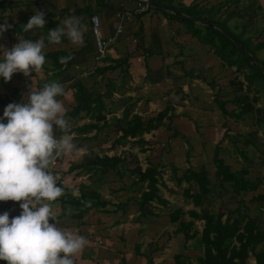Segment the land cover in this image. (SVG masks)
Instances as JSON below:
<instances>
[{
	"label": "rangeland",
	"instance_id": "obj_1",
	"mask_svg": "<svg viewBox=\"0 0 264 264\" xmlns=\"http://www.w3.org/2000/svg\"><path fill=\"white\" fill-rule=\"evenodd\" d=\"M224 3L227 5L223 11L234 13L228 27L235 33L244 29L254 43L264 41V0H227ZM5 6L7 11L4 14L0 12V22L11 26L18 24L23 32L17 34L11 30V27L7 28L4 33L0 34V46L11 49L16 40L31 39L34 41L43 37L42 33H38L39 28H33L27 32L23 30V24L27 23L28 18L33 14L34 5L22 0H10L5 3ZM137 8L139 10V7ZM167 17L166 19L169 18ZM162 23L163 21H160L159 25ZM170 23L172 25L168 30L158 32L157 29L151 28L154 31L152 30L144 37L146 39L148 36V39L155 40V34H157L163 49L161 53L155 48L153 53L144 49L142 37L127 39L128 65L126 63L122 65L123 69L127 68L125 69L127 71V97L124 99L108 97L109 94L112 96L114 89L111 85H105L104 77L107 75L103 78L94 75V68L101 65L92 55L74 58L75 62L80 59L87 63L86 67L74 69L67 76L60 78L52 77V68L48 62L45 71L39 70L31 73L30 78H25L21 73H15L8 82L0 79V115L7 104L20 102L30 89L39 90L45 83L53 81L61 84L63 88L62 95L57 97L64 107L63 115L74 106L72 91L69 89L74 81L83 82L91 97L102 94L106 103L109 111L106 116L108 126L96 136H94L95 131L77 130L89 122L83 116L77 119L66 117V130H54V135L57 137L65 133L70 134L74 149L71 155L56 158L54 165L49 169L56 177V182L60 180L58 185L62 188V194L50 204L51 210L53 214H57L62 209L66 211L68 216L57 222L61 230L77 234L78 232L74 229L78 228L77 230L82 233L81 236L85 234L83 237L86 242L89 236L85 233L86 231L94 238H90L83 249L72 256L74 264L96 263L93 251H98L100 255L105 254V250L100 248L108 243L109 239L117 245L120 244L121 247L117 252L118 249L114 247V244L111 245L112 249L109 252L113 255L115 263L120 257L123 259L126 255L127 264L129 259L134 257L139 259L140 256L147 261L151 260L153 264H173L172 258L178 253L194 261L202 253L197 240L187 242L184 247V238L175 232L177 226L170 224L167 219L168 213L177 208L184 212L194 210L200 216L207 213L216 216L218 213L226 214L240 210L245 216L254 218L260 227H264V204L254 201L256 196L264 195V185H260L255 192L234 196L228 185H219V181L214 177L212 164L213 150L220 143L218 145L220 158L230 166L233 172L246 169V179L252 183L260 181L264 174V126L257 119L254 110L241 120H234L224 117L213 100L217 95L224 102L225 109L229 113L236 111L237 106L232 102L234 92L230 87V82L243 83V78L235 73L233 67L223 66L209 47L200 46L190 35H187L182 25L171 21ZM233 26L238 28L235 29ZM87 36H91L90 31L87 32ZM62 48L65 46L50 44L45 45L43 51L44 53L55 52ZM129 50L131 54L128 53ZM149 54L160 58L146 60ZM257 56L264 60V50L258 52ZM113 73H108V75L112 76ZM258 89V102L253 104V109L261 111L264 110V86H259ZM236 95L243 98L245 92L243 90L237 92ZM248 96L251 99L252 93ZM112 98L117 100H112ZM167 104L173 109L174 117L171 127L179 134L178 136H172L173 131L168 130V121L165 120L162 127L143 135L144 144L142 146L132 147L130 141L117 140L123 135L125 123L132 115H139L143 120H147L155 117ZM224 135H228L234 144L228 138H223ZM141 148L145 152H141ZM77 149H83V151L78 152ZM127 154L135 156L142 170L148 166H156L163 173L162 178L166 188H160V196L168 201L169 205L165 208L158 207L159 216L157 218H138L137 205L145 183L136 175L131 176L126 173L118 177L109 173L101 177L85 172V169H90L91 162L96 156L122 155L127 160ZM70 165H80L83 170L68 173ZM133 166L135 163L128 162L124 164L123 169H130ZM172 167L176 169L178 178L185 175L189 169L194 172L205 171L208 174L211 193L203 199L200 207L194 208L190 200L183 198L182 193L187 185L183 183L176 186L171 180ZM80 185L85 187L86 194L99 193L103 200L114 205L126 204L125 213H113L111 211L114 208L107 207L110 214L98 211L95 214L92 207L93 210L86 217L84 216L85 221L93 226L97 221L100 224L99 227L102 226V228L95 231L83 229L82 226L85 223L70 218L71 208L66 205L63 207L58 202L62 196H65V199L78 197ZM190 190L191 192L196 191L195 185H192ZM18 203L0 202V212L8 211L11 219L20 212ZM87 203L94 205L91 200H87ZM184 221L193 230L201 231L202 222L193 221L188 215H184ZM113 233L120 234V236L116 237ZM102 237L105 239H101ZM135 244L139 248L134 252L133 245ZM158 251H161L159 256L156 255ZM110 253L102 256L109 261ZM0 264H5V262L0 261ZM248 264H254L251 258Z\"/></svg>",
	"mask_w": 264,
	"mask_h": 264
},
{
	"label": "trees",
	"instance_id": "obj_2",
	"mask_svg": "<svg viewBox=\"0 0 264 264\" xmlns=\"http://www.w3.org/2000/svg\"><path fill=\"white\" fill-rule=\"evenodd\" d=\"M8 1L10 0H0V12L2 14L7 11L5 3ZM153 2L175 10L186 18L150 7L147 8V11L153 10L167 14L169 21L182 25L186 34L190 35L200 46L209 47L213 51L214 56L222 62L223 66L227 68L233 67L235 73L242 76L243 83L235 84V81L230 82V87L233 88L234 92L232 102L237 106L236 111L229 113L225 109L224 102L217 95L214 97L213 100L221 114L226 118L241 120L245 115L254 110L257 119L264 126V110L253 109V104L258 102V87L264 86V74L261 70V68L264 70V60L257 56L258 52L264 50V41L254 43L244 29H240L238 33H235V31L228 27V23L233 19L234 13L223 11V8L226 9L225 5L227 3L203 7L195 4L188 6L175 5L174 0H155ZM100 11H103V7H100ZM61 12L63 14H70L68 9H63ZM80 13H89V8L74 9L71 14ZM144 14L135 16L136 20L140 22L138 31L134 34L135 36H138L142 31L141 17ZM47 16L50 20L40 30L43 33V37H45L44 44L50 45L46 39L47 33L49 29L59 26L57 18L60 19L62 16L54 13H48ZM196 20H202L212 26L197 24ZM233 28L236 29L238 27L233 26ZM11 30L17 34L23 32L18 24L12 25ZM89 37L90 39H85V46L81 48V53L89 51L90 41H92L95 56V45L91 36ZM61 42H64V37L61 38ZM44 54L45 62L40 70L45 71L46 64L49 62L53 78L67 76L74 70L72 69V53L55 51ZM146 57L147 60L152 57V54ZM61 58H64L63 61ZM109 61L113 65L95 67L93 70L94 75L103 78L107 73H113L118 70H120V74H124L125 71L121 70V65L125 63L128 65V57L127 59ZM109 84L110 80L105 78V85L109 86ZM69 89L72 91L74 106L68 113L64 114V118L77 119L83 116L89 122L77 128V130L81 132L95 131L94 136L102 129L107 128L106 116L109 111L102 94L99 93L95 97H91L87 92L86 86L80 80L74 81ZM243 90L245 92L243 98L236 95L237 92ZM249 93H252L251 99L248 96ZM108 97L112 96L109 95ZM172 111V107L167 104L155 117L147 120H143L139 115H132L125 123L123 135L118 137L117 140L120 142L130 141L132 147L142 146L144 144L143 135L150 134L162 127L165 120L168 121V130L173 131L172 136H178L179 134L171 127V121L174 117ZM224 137L234 144L228 135H224ZM219 144L213 150L212 164L214 167V177L219 181L220 186L226 184L234 196H240L241 193L255 192L260 185H264V174L260 181L252 183L246 179V169L240 172H233L230 166L226 165L223 159L220 158ZM246 144L250 143L246 142ZM140 151L145 152L143 148ZM128 162L135 163V166L130 169H123L124 164H128ZM91 164L90 169H85V172H89L91 175L97 174L104 177L111 173L122 177L123 174L128 173L131 176L136 175V177L145 183L144 191L141 192L137 205L138 218H157L159 216L158 207L165 208L169 205L168 201L160 196V188H166V184L162 178V171L158 170L156 166H148L142 170L137 164L135 156L131 154H127V160L122 155L111 157L108 155L96 156ZM75 170L81 171L83 169L80 165H70L67 172L71 173ZM171 180L177 187L183 183L187 185V188L183 190L182 196L184 199L190 200L194 208L200 207L203 199L211 193V182L205 171L194 172L189 169L185 175L178 178L176 176V169L172 167ZM59 183L60 180L57 181V184ZM192 185L196 187V191L194 192L190 190ZM84 191L85 187L80 185L78 187V197H68L69 199H65L66 197L62 196L59 198L58 202L63 207L65 205L69 206L74 211L70 215V218L81 220L93 208L94 211L103 214H110V211L106 209L107 207H113L114 210L111 211L113 213H125L126 204L114 205L109 201L103 200L99 193L86 194ZM87 200L93 201L94 205L92 206L87 203ZM254 201L264 204V195L256 196ZM240 205H242L241 201ZM184 215H188L193 221L202 222L201 231L193 230L187 225L184 221ZM67 216L66 211L62 209L61 213L55 217L56 222ZM167 219L170 224L177 226L175 232L181 234L184 238V247H186L187 242L197 240L196 242L202 250L201 255L196 257L194 261L182 253L175 254L172 258L173 264H248L250 258L254 264H264V227H260L254 218L245 216L240 210L227 212L226 214L218 213L216 216L210 213L200 216L194 210L184 212L182 209L177 208L168 213ZM138 248V245H135L134 250L136 251ZM122 262L124 264V261ZM149 264H153L151 260H149Z\"/></svg>",
	"mask_w": 264,
	"mask_h": 264
},
{
	"label": "clouds",
	"instance_id": "obj_3",
	"mask_svg": "<svg viewBox=\"0 0 264 264\" xmlns=\"http://www.w3.org/2000/svg\"><path fill=\"white\" fill-rule=\"evenodd\" d=\"M44 24V12L34 8L23 30ZM10 27L0 22V34ZM82 31L79 18L68 16L61 26L49 29L46 39L59 44L66 37L80 45ZM44 41L21 39L11 49L0 46V79L8 82L15 73L30 78L38 72L45 62ZM62 93L61 84L45 83L39 90L30 89L20 102L7 104L0 115V202H19L20 209L11 219L8 211L0 212V261L5 264H74L72 256L87 243L83 236L61 230L50 207L62 188L49 169L74 149L70 134L54 135V130L67 128L57 99Z\"/></svg>",
	"mask_w": 264,
	"mask_h": 264
},
{
	"label": "crops",
	"instance_id": "obj_4",
	"mask_svg": "<svg viewBox=\"0 0 264 264\" xmlns=\"http://www.w3.org/2000/svg\"><path fill=\"white\" fill-rule=\"evenodd\" d=\"M22 1H25L29 3L30 5H34L35 7H32L33 9L35 8V9L43 11L45 15V24L48 23V21L50 20V18L47 16L48 13H54L56 15L62 16L60 19L57 18L59 21V26H61V21L67 18L68 16H75L79 18L80 24L83 26L82 43L80 45H73L70 43V41L66 37H64V42L59 43L60 46L62 47L65 46V48H62L59 51H64L66 53L73 54L72 55V64H73L72 69H75V70H77L78 68H85L87 63H85L84 61L83 62L80 61V59H78L77 62H75L74 58H80L84 55L94 56V47H93L92 41H90L89 51H85L81 53V48L85 46V43H84L85 39L87 40L90 39V37L87 36V32L90 31V17L91 16L98 17L101 37L104 40L114 37L113 43L108 48V52H107L105 59L101 62H97L98 64L101 65L98 67H104L109 64L113 65V63H110L109 60L117 61V60H121L124 58L127 59V39H129L130 37H138V36L140 38L142 37L141 39H143L142 45L144 49L148 50V52L150 53H153L152 51H154L153 49L155 48L159 53H161L163 49H162L161 43L158 40L159 37L157 36V34H155L157 37V39L155 37V40L150 39V38L148 39V36L146 39H144V37L151 33V31L153 30L151 28H154V30L157 29L158 32L160 31L164 32L168 30L171 26L170 21L166 19L167 14L162 13L165 11L155 12L153 10H150V11L146 10L145 12L140 13L137 8L139 7L138 6L139 0H100V2L99 0H22ZM148 1H155V0H148ZM161 1H165V0H161ZM224 1H227V0H174V4H181L184 6L195 4L198 6L209 7V6L222 5ZM85 7L89 8V13H80V14H75V15L71 14L74 11V9H83ZM100 7H103V11H100ZM63 9H68L70 11V14L69 15L63 14L61 12ZM138 12L140 14H143V13L145 14L141 17L142 31L140 32L138 36H135L134 34L137 33L138 27L140 24V22H138L135 17L136 15H138L137 14ZM160 21H163L161 25H159ZM118 28H120V32L116 33V30ZM40 29L41 28L38 29L39 30L38 33H42ZM146 40H148V42ZM128 53L131 54V50H129ZM151 58H160V57H157V55L152 54ZM88 66H90L89 63H88ZM122 67H121V70L125 71L124 74H120L119 72L120 70H118V71H115L112 76H109L107 73L106 74L107 76L104 78H108L110 80L109 86L111 85L114 89L113 90L114 92H112V97H116V98L118 97V98L124 99V97H127V71H126L127 68L123 69ZM115 75H117V77H114ZM98 78H101V76H98ZM116 98H112V100H117ZM70 210L71 211L69 212V214L71 215L74 213V211L72 209ZM60 212H58L57 214H54V216L57 217L60 214ZM93 212H95L96 214V211H93ZM85 217L81 220H78L81 223H85L82 226L83 229L87 228L88 230L92 229L93 231H95V230H100L102 228V226L99 227L100 224H98L97 221H95V226H93L91 223L87 224V222L85 221ZM77 229H74L75 231L78 232L77 235H80V234L82 235V233H80ZM85 233L89 234V236H87L88 238L87 242L90 241L89 240L90 238L94 239L93 237L90 236V233H88L87 231ZM113 235H115L116 237L120 236V234L116 235L115 233H113ZM83 236H85V234ZM101 239H105V238L102 237ZM111 240L112 239H109L107 241L108 243H105L104 246L100 248L101 250H105V254L110 253L109 251L112 249L111 245L113 244H114V247L118 249L117 252L119 251V248H121L120 244L117 245L116 243H113V241ZM135 245H133L134 252H135L134 250ZM159 253H161V251H158L156 255L159 256ZM93 254L96 257L95 259L96 263H93V264H123L122 261H124V264H127V257L124 254H123L124 255L123 259L120 257L117 263L114 262L113 255H111V253L109 254V257H110L109 261L107 259H104V256H102L105 254L100 255L98 251H95V250L93 251ZM128 264H149V261H147L142 256H140L139 259H136L135 257L133 259L132 258L129 259Z\"/></svg>",
	"mask_w": 264,
	"mask_h": 264
},
{
	"label": "built area",
	"instance_id": "obj_5",
	"mask_svg": "<svg viewBox=\"0 0 264 264\" xmlns=\"http://www.w3.org/2000/svg\"><path fill=\"white\" fill-rule=\"evenodd\" d=\"M145 1H148V0L138 1L140 13L145 12L148 8L146 5L143 4V2ZM119 32H120V28L116 30V33H119ZM90 34H91V38L94 42L95 50H96L95 61L101 62L105 59L107 52H108V48L113 43L114 37L108 38L107 40H104L101 37L99 19L97 16L90 17Z\"/></svg>",
	"mask_w": 264,
	"mask_h": 264
},
{
	"label": "water",
	"instance_id": "obj_6",
	"mask_svg": "<svg viewBox=\"0 0 264 264\" xmlns=\"http://www.w3.org/2000/svg\"><path fill=\"white\" fill-rule=\"evenodd\" d=\"M144 5H146L147 7H150V8H153V9H158V10H162V11H165V12H168V13H171L173 15H176V16H179L181 18H186L185 16L179 14L178 12H176L175 10H172V9H169L167 8L166 6L164 5H161V4H158L156 2H153V1H145L143 2ZM196 23L198 24H201V25H209V26H212L202 20H196ZM229 37V36H228ZM262 70V73L264 74V70L261 68Z\"/></svg>",
	"mask_w": 264,
	"mask_h": 264
}]
</instances>
